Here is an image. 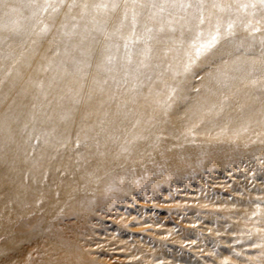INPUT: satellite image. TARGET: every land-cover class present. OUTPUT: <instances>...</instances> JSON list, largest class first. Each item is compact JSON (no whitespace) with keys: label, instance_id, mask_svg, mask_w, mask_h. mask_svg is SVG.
I'll list each match as a JSON object with an SVG mask.
<instances>
[{"label":"bare ground","instance_id":"1","mask_svg":"<svg viewBox=\"0 0 264 264\" xmlns=\"http://www.w3.org/2000/svg\"><path fill=\"white\" fill-rule=\"evenodd\" d=\"M27 15L0 24L23 31ZM262 37L238 26L224 43L258 57ZM52 39L0 61V264H107L113 251L129 264H264L259 92L190 79L165 113L173 81L161 69L109 100L95 83L99 49L82 78L49 88L43 66L63 58Z\"/></svg>","mask_w":264,"mask_h":264},{"label":"snow or ice","instance_id":"2","mask_svg":"<svg viewBox=\"0 0 264 264\" xmlns=\"http://www.w3.org/2000/svg\"><path fill=\"white\" fill-rule=\"evenodd\" d=\"M23 11L30 28L21 31L0 24V61L20 63L24 53L17 56V48L30 39L34 52L40 41L52 35V56L63 58L49 59L43 66L45 72L54 73L49 88L69 75L82 78L99 49L95 67L104 78L95 83L109 100H117L121 89L136 92L152 83L162 69L171 73L173 81L166 84L167 94L159 101L165 113L178 99H187L181 93L190 79H207L223 89L247 81L245 88L259 92L251 99L253 105L259 102L264 115V37L258 57L242 51V46L230 49L224 43L235 36L238 26L249 35L264 32V0H0V19ZM240 12L245 13L243 18L234 15ZM205 69L202 78L199 72ZM201 109L203 104L197 111Z\"/></svg>","mask_w":264,"mask_h":264},{"label":"rangeland","instance_id":"3","mask_svg":"<svg viewBox=\"0 0 264 264\" xmlns=\"http://www.w3.org/2000/svg\"><path fill=\"white\" fill-rule=\"evenodd\" d=\"M166 222H167V225H169V226H173L175 224V223H173L174 221L170 222V220H167ZM174 229L178 230L179 228H177L175 226ZM109 255H110V257L108 259L107 264H129V262H127L126 257H123L118 252L116 253L113 251V252H110ZM131 264H133V263H131Z\"/></svg>","mask_w":264,"mask_h":264}]
</instances>
